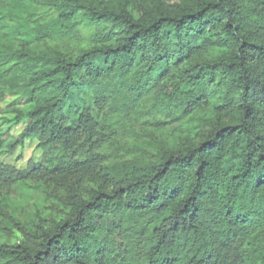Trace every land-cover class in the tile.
I'll use <instances>...</instances> for the list:
<instances>
[{"label": "clouds", "instance_id": "1", "mask_svg": "<svg viewBox=\"0 0 264 264\" xmlns=\"http://www.w3.org/2000/svg\"><path fill=\"white\" fill-rule=\"evenodd\" d=\"M51 4L75 9L57 35L83 45L60 56L75 114L37 93L40 114L0 112V264H264V174L243 155L249 142L264 155V0ZM13 7L0 0V14ZM192 12L220 23L197 34ZM17 84L3 104L27 98ZM213 147L247 178L225 175Z\"/></svg>", "mask_w": 264, "mask_h": 264}, {"label": "trees", "instance_id": "2", "mask_svg": "<svg viewBox=\"0 0 264 264\" xmlns=\"http://www.w3.org/2000/svg\"><path fill=\"white\" fill-rule=\"evenodd\" d=\"M13 2H18L20 5L25 4L29 8V10H33L35 6H43L47 10H51L53 15H49L46 18L42 17L38 14V16L34 17L35 12H29L25 15H16L15 13H11L8 15H0L1 18H5L7 22H17L18 25L15 30H13L12 38L16 42V46L11 48L7 46H0V63H8L10 60L15 59L17 64H13L12 68H16L20 75H13L10 80H4L3 76H0L1 81H12L18 82L23 81L24 85L28 87V97L32 103V101L36 98L33 96V93H37L44 104H47L49 99L55 100V103L49 106V111L55 108L56 111H60L59 108H56L57 104H60L63 107L65 104L69 110V116L67 118H71V115L75 113L71 110L75 107V99L76 97L69 93V89L71 85L75 83V81L69 80V73L63 67L62 61L60 60V56L64 55L67 51L58 49L56 47H47L44 49H39L33 46V43H36L40 40L41 37H49L52 39H56L57 33L60 28L65 30L68 29L69 23L73 18V11L75 9H67L61 11L59 7L55 4L51 3V0H13ZM24 2V3H23ZM77 7L83 8L84 5H78ZM215 5H211L210 8H215ZM205 11V10H202ZM102 14L93 13L95 19L99 20ZM209 18L201 17L200 12H192L189 14L190 16V25L195 28L197 34H202L205 29L212 24L213 27L218 26L220 21L218 18L211 17V13H207ZM38 17V18H37ZM37 18V19H36ZM214 21V22H213ZM33 23V27H31V32L27 31V25ZM225 27H231L230 25H226ZM115 35V33H113ZM187 35V33H186ZM29 36L30 39L20 40L17 42L18 37ZM131 41V37L124 38L121 43L120 48L123 49V55L128 57L127 62L123 65L126 70H131L134 65L135 56L133 53V49L129 47V43ZM30 45V47H29ZM35 45V44H34ZM17 49H20L17 52ZM27 49V50H25ZM106 52H114L117 51L115 49H106ZM77 52H72L75 55ZM27 58V60H25ZM144 57L141 56L140 60L143 61ZM156 67L157 69L161 66V61H163V55L156 56ZM107 60H111V56H108ZM18 65H23L22 67H18ZM105 65L111 67V64H108L105 61ZM153 65L149 64V69H152ZM215 67L214 65L212 66ZM8 71H11L9 69ZM78 71V69H77ZM87 71V69H85ZM187 71V70H186ZM94 75V73H92ZM5 76L7 73L4 74ZM159 78V73H157ZM199 76V73H196ZM59 96L60 99L57 100L56 97ZM33 104V103H32ZM43 112V107H36L33 104V108L29 111L28 116L32 117ZM21 114V113H20ZM48 113L44 112L46 116ZM205 115H211V113H205ZM83 116V113H81ZM198 118L194 115V119ZM43 119V116L41 117ZM79 119V118H78ZM51 123V121H49ZM43 127V125H42ZM225 127H231L233 132L235 129L239 127V125L226 124ZM243 131V130H242ZM167 136L168 134L165 133ZM231 133L226 134L223 137L225 143L231 138ZM256 140H261V137L257 136ZM205 143H211V141H205ZM233 146H235V142H233ZM244 147L246 149H250L246 151L243 155L245 157V164L247 165V171H251L255 168L261 174H264V155H259L257 153V148L260 145H257L255 148L251 147V142L245 144ZM216 153L214 156L215 161L221 163L225 166V175H230L231 180H236L241 175L247 178V173L234 172L233 166L228 164V160L232 159V157H228L225 159L226 153H221L219 149L213 147L211 150ZM207 163V161H205ZM180 165H177L179 167ZM167 218V217H165ZM55 259V257H54Z\"/></svg>", "mask_w": 264, "mask_h": 264}, {"label": "rangeland", "instance_id": "3", "mask_svg": "<svg viewBox=\"0 0 264 264\" xmlns=\"http://www.w3.org/2000/svg\"><path fill=\"white\" fill-rule=\"evenodd\" d=\"M13 4H14V7L9 12H7L6 14H3V15H8L11 13H15L16 15H25L26 12L29 13V12H33V11L35 12L34 17L38 16V14L41 16V18L42 17L46 18L49 15H53V12L51 10H47L43 6H35L34 9L31 11V10H29V8L27 6H25V4L20 5L18 2H13ZM18 21H19V19L17 20V22H7V20L5 18L0 19V46H4V47L7 46V47H11V48L16 46V42L12 38L13 37L12 33H13V30L16 29V27L18 25ZM27 27H28L27 31L31 32V30H32L31 27H33V23H30L29 25H27ZM32 45L35 46L36 48H39V49H44L47 47H56V48L64 50V51L70 50L71 52H78V50L83 47V45H80L75 41H72L71 43H66L65 40L62 39L59 35L56 36V39H52L49 37L48 38L47 37H41L38 42L33 43ZM25 88H27V90H28L27 86H25ZM0 89H6L7 90V92L5 90H0V112H6L9 109H11L13 111L20 112L19 109H14L13 106L20 104L21 101H23V103L25 105H27V107L23 109V112H21V114L26 112V114L28 115L29 111L33 108V104L31 103L28 95H27L26 99L24 97H19L16 100H11L6 105L2 103V101L6 97V94L7 95H15L16 94V92L13 91V89H18L17 82H15V81L14 82H12V81H1L0 82ZM0 119H3L6 123L8 122L7 116H0ZM13 119H15L17 123H19V119L17 117H13ZM128 142H129V144L132 143L131 140H129Z\"/></svg>", "mask_w": 264, "mask_h": 264}]
</instances>
